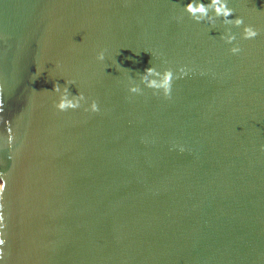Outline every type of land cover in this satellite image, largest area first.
Instances as JSON below:
<instances>
[{
    "label": "water",
    "instance_id": "1",
    "mask_svg": "<svg viewBox=\"0 0 264 264\" xmlns=\"http://www.w3.org/2000/svg\"><path fill=\"white\" fill-rule=\"evenodd\" d=\"M188 2L0 0V264H264V0Z\"/></svg>",
    "mask_w": 264,
    "mask_h": 264
},
{
    "label": "clouds",
    "instance_id": "2",
    "mask_svg": "<svg viewBox=\"0 0 264 264\" xmlns=\"http://www.w3.org/2000/svg\"><path fill=\"white\" fill-rule=\"evenodd\" d=\"M195 3V6H193ZM209 10H211L212 15H209ZM183 11L192 18L196 23L204 22L208 25L214 23L215 18H220L225 25H231L234 28H240V37L243 40H251L257 37L258 32L251 25H245L244 20L240 17L233 18V10L228 7L227 0H209L205 5L197 2V0H189L188 3L184 5ZM243 25V27H241ZM226 44H232L236 39L235 35L226 32L224 36L221 37ZM240 51L238 47H231L229 52L232 54H237ZM105 59L104 51L101 50L96 55L97 61H103ZM185 74L184 69H179V75L183 76ZM173 72L171 69H164L163 71H157L154 67H147L139 75V84L129 81V87L127 91L130 94H139L141 89L140 85H143L146 89H151L153 92H159L165 98L169 96L171 83L173 80ZM72 81H65V87L61 88L57 84H53L51 91L58 93L57 101L54 107L57 111L63 112L65 110H75L81 107L85 102L86 98L83 94H79L75 97L69 98L68 85H71ZM86 112L95 113L98 111L97 103L93 100L87 104L84 109ZM7 128V127H6ZM13 141V137L10 134L7 135V143L10 146ZM182 150V149H181ZM264 150V147H262ZM6 180L4 175L0 174V192L5 188ZM3 228L2 217H0V229ZM4 244V240L0 239V246Z\"/></svg>",
    "mask_w": 264,
    "mask_h": 264
}]
</instances>
